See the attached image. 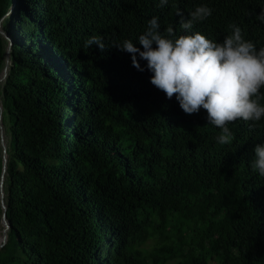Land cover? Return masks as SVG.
I'll return each mask as SVG.
<instances>
[{
  "label": "trees",
  "instance_id": "trees-1",
  "mask_svg": "<svg viewBox=\"0 0 264 264\" xmlns=\"http://www.w3.org/2000/svg\"><path fill=\"white\" fill-rule=\"evenodd\" d=\"M201 5L212 15L185 33L177 11L188 20ZM261 10L264 0H0L12 40L0 84L10 224L0 264H264V177L251 168L264 117L230 123L221 145L206 110L185 114L151 84L146 61L141 72L115 47L142 50L157 17L162 32L216 42L234 23L259 49ZM91 36L103 52L85 46ZM8 48L0 33V78Z\"/></svg>",
  "mask_w": 264,
  "mask_h": 264
},
{
  "label": "clouds",
  "instance_id": "clouds-1",
  "mask_svg": "<svg viewBox=\"0 0 264 264\" xmlns=\"http://www.w3.org/2000/svg\"><path fill=\"white\" fill-rule=\"evenodd\" d=\"M168 2L159 0V6ZM177 15L181 17V29L190 33L193 23L210 17L212 9L197 6L188 20L179 11ZM257 19L264 22V10ZM229 28L223 41L216 42L199 32L177 36L172 26L162 32L158 18L153 17L138 37L142 50L131 40L115 46L131 54L132 65L141 72L145 68L140 60L146 61V68L152 73L151 84L168 99L175 96L185 114L206 110L207 122L220 129L215 139L221 145L229 144L233 138L230 123L240 119L257 122L264 117V106L260 104L264 99V47L257 49L246 40L236 24ZM94 45L105 50L99 36H91L85 43L86 47ZM253 151L251 168L264 177V144H255Z\"/></svg>",
  "mask_w": 264,
  "mask_h": 264
},
{
  "label": "water",
  "instance_id": "water-1",
  "mask_svg": "<svg viewBox=\"0 0 264 264\" xmlns=\"http://www.w3.org/2000/svg\"><path fill=\"white\" fill-rule=\"evenodd\" d=\"M0 33L8 40L9 42V48L7 51V64L4 69L3 75L0 78V84L7 78L8 76V68H9V63H10V52H11V46H12V40L9 37L8 34H6L0 25ZM3 113L4 109L2 106V103L0 101V135H1V146L3 148V172L1 176V181H0V189H1V205L3 209V217H2V226L3 229L0 231V249L6 245L8 241V230L10 229V224L7 220V206L5 204V193H4V183H5V174L7 172V163H8V154H7V145L5 142V136H4V127H3Z\"/></svg>",
  "mask_w": 264,
  "mask_h": 264
},
{
  "label": "rangeland",
  "instance_id": "rangeland-1",
  "mask_svg": "<svg viewBox=\"0 0 264 264\" xmlns=\"http://www.w3.org/2000/svg\"><path fill=\"white\" fill-rule=\"evenodd\" d=\"M0 197H1V189H0ZM0 224H1V226H2V220L0 221ZM0 231H1V229H0ZM169 264H174V263H169Z\"/></svg>",
  "mask_w": 264,
  "mask_h": 264
}]
</instances>
